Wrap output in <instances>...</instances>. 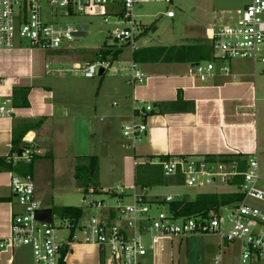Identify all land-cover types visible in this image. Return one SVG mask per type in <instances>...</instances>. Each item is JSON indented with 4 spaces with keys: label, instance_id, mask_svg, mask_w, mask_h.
<instances>
[{
    "label": "crops",
    "instance_id": "0c3cea01",
    "mask_svg": "<svg viewBox=\"0 0 264 264\" xmlns=\"http://www.w3.org/2000/svg\"><path fill=\"white\" fill-rule=\"evenodd\" d=\"M212 6L211 2L213 13ZM244 8L237 10L234 18L228 17L230 12L222 11L227 17L212 25L216 21L213 14L208 16L206 25L204 20L195 17L193 23L201 28L199 31H186L184 26L180 29L175 22L169 37L175 43L164 41L155 47L199 46L206 49L211 60L212 33L234 23ZM197 9L194 5V12ZM180 14L182 21L189 16L185 11ZM162 17L173 23L176 14L172 18L164 14ZM146 47L154 46L146 44ZM68 50L31 49L22 43L12 49H0V98L9 101L12 109L10 117L0 118V160H3L0 163V239L9 236L11 218L21 211L10 188L12 177L22 176L21 169L15 167L22 162L13 161L14 138L20 140L22 148L30 147L32 151L29 176L40 202L37 215L43 218L51 209L64 207L53 205L55 197L66 192L82 193L74 178L77 158L96 156L98 167L103 161V166L98 168L97 186L98 193H107L114 188L104 182L108 173L120 170L122 177L134 176L136 164L148 159L227 156L257 159L258 153L264 152L259 124L260 120L264 121V64L234 60L229 62V76L216 75L200 83L188 76L190 63H139L145 80L133 86L120 75L124 72L107 76L103 73L97 79H86L79 72L67 74L61 69V58ZM90 62L92 58L86 56L73 65ZM16 90H27V93L21 92L26 96L27 107L14 104ZM17 97L18 103L23 101L19 93ZM134 103L151 104L154 111L145 118L147 130L142 140L133 145L123 137L122 127L131 120ZM24 138L32 143H24ZM118 148H124L131 156H125L120 166H117L115 151ZM127 182L129 189L136 191L134 181L133 185L132 181ZM219 252L220 264H237L240 245H221L214 235L162 238L137 264H212ZM60 260L65 264H102L99 250L85 244L73 246ZM0 264L34 263L31 251L18 248L2 252Z\"/></svg>",
    "mask_w": 264,
    "mask_h": 264
},
{
    "label": "built area",
    "instance_id": "2783aa9c",
    "mask_svg": "<svg viewBox=\"0 0 264 264\" xmlns=\"http://www.w3.org/2000/svg\"><path fill=\"white\" fill-rule=\"evenodd\" d=\"M171 1L0 0V49H12L22 43L31 49L47 51L72 44L81 30L71 26L62 27L54 22L56 10L64 9V15L76 11L86 16L103 17L105 24L111 23L115 27L109 34L112 40L110 47L124 48L132 54L147 44L146 41L138 44L144 37L145 29L135 14V7L158 2L170 4ZM44 4L49 9L46 17ZM164 15L172 18L174 12L167 11ZM210 41L212 59L193 63L188 69V76L200 83L216 75L229 76V62L237 59L264 64V0H251L237 20L217 28ZM123 63L121 60H101L98 56L94 62L73 65V71L86 79L94 78L100 69L103 73L128 72L131 85L144 83L145 76L135 62L130 60L129 68L123 67ZM153 111L151 104L134 103L131 120L122 127L123 137L133 145L140 142L147 130L145 118ZM11 113L9 101L0 98V118L10 117ZM23 142L31 144L32 140L24 138ZM13 161L31 164L33 154L30 147L21 149L20 155L15 153ZM146 163L160 166L166 178L180 177L181 184L189 188L232 187L231 192L242 195V201L221 207L218 213L210 212L206 217L175 219L167 210L154 216L150 214L153 207L159 206L156 203L159 199L155 196L152 201L146 200L147 190L137 192L133 189L129 196L131 202L126 204L123 199L127 195L122 188L116 187L106 193L118 198L113 208L97 201L84 203L82 199L84 209L93 210L90 215L84 212L76 223L52 215L51 222L46 223L36 219L40 202L35 196V186L30 176H14L10 188L21 211L11 218L9 236L0 239V254L26 247L31 251L34 264H59L63 252H69L75 245L85 244L99 250L102 264H137L139 258L159 239L214 235L220 239L221 245H240L237 264H264V210L250 204H264V177L259 172L255 156L232 161L180 157L136 165ZM175 199L167 195L161 200L168 203ZM221 210L225 214H220ZM54 218L59 220L54 223ZM63 229L67 234L60 238L59 232ZM220 263L219 252L212 264Z\"/></svg>",
    "mask_w": 264,
    "mask_h": 264
},
{
    "label": "rangeland",
    "instance_id": "374dc122",
    "mask_svg": "<svg viewBox=\"0 0 264 264\" xmlns=\"http://www.w3.org/2000/svg\"><path fill=\"white\" fill-rule=\"evenodd\" d=\"M213 4V13L211 12L210 4ZM250 2L249 0H172L170 4H167L165 2H158V3H147L142 5H137L135 7V14L138 15H144V17H140L139 20L141 21L145 32L147 29L146 34L144 37L139 41V45L142 44L143 41L147 42L148 46H157L160 45L162 42H167L170 44H174L175 42H172L169 40V37L172 34V31L170 27L175 24L176 26H179L180 29L184 26L186 31H189L190 29L199 31L201 28L195 27V24L193 23V20L195 17L199 19V21L204 20V25H206L208 16H211L212 14L215 15L216 21H213L210 25L217 23L221 18H226L227 16L225 14H222L221 12H230L228 17H236V11L239 9L244 8L246 5H248ZM194 5H197L199 9H197L194 12ZM48 6L44 4V12L45 16L48 13ZM173 11L176 14V18L174 19V22H168L163 17L162 14L166 13L167 11ZM187 12L189 16H186L185 21L181 20V14L180 12ZM205 13V16H204ZM54 22L62 27L71 26V27H77L79 25L87 26V30H82L78 34L75 35V40L72 44H69L67 46L61 47L59 49H69L65 55H62L63 57L61 59V62L63 63L62 71H66L67 74H71L73 71V63L75 61H79L82 57H93V54L102 48L103 46H110L112 44V40L110 38V33L115 28L111 23L105 24L103 22V17L101 16H86L83 13L73 11L71 15H64V9H57L54 13ZM46 21H48V18H46ZM211 27V26H206ZM157 29L156 31L152 32L153 29ZM203 30V29H202ZM188 34V33H187ZM202 35L203 31H202ZM65 52V51H64ZM63 52V53H64ZM129 51L125 50L123 55L119 60L123 61V67L129 68V59L131 56H129ZM263 56H264V45H263ZM129 58V59H128ZM131 60V59H130ZM241 59H237L235 61H239ZM248 61V60H246ZM264 66V65H263ZM78 74V73H77ZM105 75H109V73H105ZM123 77H126L127 80L128 72H124L120 74ZM97 79L98 74L95 76ZM260 131L262 133V138L264 139V121L260 120ZM116 151V157L119 160V163H117V166H120L122 159L127 156L131 158L128 151H126L124 148H118L115 149ZM83 157L77 158L74 167L77 165H85L86 162L82 160ZM258 164H259V172L264 177V152L258 153ZM103 161L100 166H103ZM98 167V168H99ZM129 183L134 181V176L132 174L126 177L124 174L122 177V172L116 171L115 174H107V178L104 177V182L108 185L113 186L116 188H126L124 190V194L127 195L123 199V203H130V195L133 193V190L129 189V184H125V181ZM131 185V186H132ZM137 192H140V190L137 188ZM216 193H226L233 191L232 187L225 186V187H218V188H207V189H193L189 188L183 184H174L170 186H163V187H153L147 190L146 192V200H153L155 196H158V199L161 200L164 196L171 195L174 198L178 197H187L188 199L194 198V196L197 193L200 192H213ZM58 199V201H57ZM84 199V203H89L91 201H97L101 202L102 205H106V207L113 208L118 201L117 196H111L106 193H88L86 195H83L82 193L77 192H66L62 194V196L55 197L53 205L55 206H72L76 208H83L84 204H82L80 201ZM250 204L254 207L260 208L264 210V204L257 203V202H250ZM87 209V208H86ZM83 211L85 213L93 212V210H86ZM167 210L166 206L163 204H160L157 208L153 207L151 210V215H156L158 212H165ZM220 214H225L223 210L219 212ZM59 219L54 218L53 222L56 223ZM67 231L65 229L61 230L59 232V237L66 236ZM26 248V247H21ZM30 251L29 248H26Z\"/></svg>",
    "mask_w": 264,
    "mask_h": 264
},
{
    "label": "trees",
    "instance_id": "16d2710c",
    "mask_svg": "<svg viewBox=\"0 0 264 264\" xmlns=\"http://www.w3.org/2000/svg\"><path fill=\"white\" fill-rule=\"evenodd\" d=\"M124 48H116L110 46H103L97 50L92 57V62L96 61L98 56L101 60L115 62L118 61L123 55ZM131 59L136 64L148 63L154 61L162 62H174V63H197L209 60L206 49L199 46H178V47H146L141 48L132 54H130ZM27 93V90H16L13 95L14 104L17 106L22 105L27 107L26 96L21 93ZM20 94V98H23L22 102L18 103L17 94ZM15 96V97H14ZM22 143L16 138L12 141V154H17L22 148ZM237 156H227V157H207L206 160H221V161H232L238 160ZM168 157H163L160 161L167 160ZM82 160L86 162L85 165H77L75 167L74 178L79 189H81L82 194L86 195L90 192L98 193L99 187L97 186L98 177V158L96 156L83 157ZM152 159H148L151 161ZM3 160H0V163ZM31 164L20 163L15 167L21 169L20 174L22 177L29 176L31 171ZM243 166H241L242 168ZM10 168V167H9ZM174 184H181V178L176 179L166 178L163 175L162 168L160 166H153L148 163L138 164L134 168V186L140 191L148 190L153 187H167ZM121 196L120 198H123ZM242 195L237 192H226V193H216V192H200L197 193L194 198L188 199L183 196L176 198L175 200L166 203L163 200H159L156 203L163 204L166 206L167 211L172 214L175 219L179 218H189L202 216L206 217L208 213L214 212L218 213L219 209L224 206L234 205L242 201ZM51 213L60 219H70L72 221L79 222L84 216V211L81 208H76L72 206H64L59 208L51 209ZM64 256V252L62 253ZM59 264H65L62 260Z\"/></svg>",
    "mask_w": 264,
    "mask_h": 264
},
{
    "label": "water",
    "instance_id": "95a60500",
    "mask_svg": "<svg viewBox=\"0 0 264 264\" xmlns=\"http://www.w3.org/2000/svg\"><path fill=\"white\" fill-rule=\"evenodd\" d=\"M77 29H79V30H87L88 29V27L87 26H82V25H79V26H77ZM103 74V70L102 69H100L99 70V73H98V76H101ZM21 154V151H19V155ZM36 219L37 220H39V221H41V222H46V223H50L51 222V212H48V214L46 215V217L45 218H43V217H41V216H36Z\"/></svg>",
    "mask_w": 264,
    "mask_h": 264
}]
</instances>
